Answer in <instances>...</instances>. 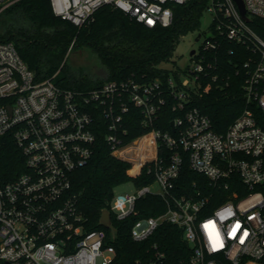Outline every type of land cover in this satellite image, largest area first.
Wrapping results in <instances>:
<instances>
[{
	"label": "built area",
	"instance_id": "obj_1",
	"mask_svg": "<svg viewBox=\"0 0 264 264\" xmlns=\"http://www.w3.org/2000/svg\"><path fill=\"white\" fill-rule=\"evenodd\" d=\"M17 1L0 0V10ZM188 1L50 4L78 26L111 4L156 27L172 23V4ZM243 1L248 18L235 0L208 1L213 34L198 33L202 39L191 62L179 80L168 77L166 88L159 79L135 75L83 90L51 78L39 81L14 42L0 40V152L12 142L23 158L15 172L0 174V264H125L118 260L113 217L135 214L138 199L148 194L161 196L166 206L132 224L131 238L145 245L135 264H264V191L255 189L264 185V0ZM226 43L232 45L228 52ZM223 53L236 56L230 58L236 73L241 65L244 106L219 131L210 114L192 102L204 87L231 84ZM166 93L181 113L171 131L153 125L167 104ZM138 111L149 129L128 138V121L135 122ZM98 132H104L111 154L131 163L133 178L145 172L153 181L134 182L135 190L113 194L110 226L89 228L70 188L73 173L95 153ZM129 147L131 154L124 152ZM185 162L205 180H194L193 190L178 195L176 181ZM164 224L181 230L184 251L170 253L153 239L164 236Z\"/></svg>",
	"mask_w": 264,
	"mask_h": 264
},
{
	"label": "trees",
	"instance_id": "obj_2",
	"mask_svg": "<svg viewBox=\"0 0 264 264\" xmlns=\"http://www.w3.org/2000/svg\"><path fill=\"white\" fill-rule=\"evenodd\" d=\"M208 1L189 0L183 4H172V23L149 27L111 4L103 5L91 19L78 26L55 14L50 0H18L0 13V40L14 42L39 81L51 78L62 86L83 90L100 86L108 79L135 75L143 81L159 79L166 88L171 74L179 80L180 72L185 70L173 59L174 53L181 37L200 31ZM71 45L72 48L82 45L90 47L105 65L107 74L95 77L86 68L77 74L72 71L65 62ZM231 46V43H226L223 50L228 52ZM230 58L236 61L235 55L222 54L224 66H231V71L226 68L224 72L225 75L231 72V84L224 82L215 86L213 83L208 89L204 87L195 93L192 102L210 114L219 131H224L244 106L241 65L237 66L239 72L236 73ZM164 62L174 63V66H163ZM165 96L167 104L160 109L153 125L171 131L172 120L181 113L173 110V98L167 93ZM138 112L135 122L128 121V138L149 129L141 123L142 113ZM98 135L95 153L86 166L73 173L70 188V195L75 197L89 228L103 227L101 214L104 208H110L109 201L115 186L129 180L137 185L153 181V177L145 172L133 178L129 174L131 163L111 154L104 132H98ZM133 149L129 147L124 152L131 154ZM22 161V155L14 144H7L0 152V174L15 172L17 164ZM194 180L201 182L205 178L199 172L192 171L185 162L176 181V193L181 195L184 191L193 190ZM255 189L264 191V185H258ZM211 190H214V194L218 191L214 187ZM165 206L166 202L161 196L148 194L138 199L135 214L124 220L113 217L120 262L135 264L144 249L143 243L134 241L130 236L134 221L143 215L157 214ZM162 228L164 236L153 239L158 238L170 253L184 251L186 243L182 240L181 230L168 224Z\"/></svg>",
	"mask_w": 264,
	"mask_h": 264
},
{
	"label": "rangeland",
	"instance_id": "obj_3",
	"mask_svg": "<svg viewBox=\"0 0 264 264\" xmlns=\"http://www.w3.org/2000/svg\"><path fill=\"white\" fill-rule=\"evenodd\" d=\"M5 9V8H4ZM3 9V10H4ZM0 10V13L3 12ZM211 19L212 16L207 11L205 12L202 22H201V29L200 31H196L193 33H188L185 36L181 37L173 59L178 63V65L185 66L187 63L191 62L190 57V50L192 48H198L201 42V39L207 36H211L213 31L211 29ZM201 32L202 38L196 40L197 34ZM65 62L68 64L69 67L72 68L76 74L81 69L86 68V70L95 77H102L107 74L105 65L100 61L97 55L92 51V49L86 45L82 46H75L67 53L65 57ZM174 63L171 62H164L163 66H167L172 68ZM136 185L133 180H129L127 182H123L118 184L117 187H114V194H120L124 192H130L135 190Z\"/></svg>",
	"mask_w": 264,
	"mask_h": 264
},
{
	"label": "water",
	"instance_id": "obj_4",
	"mask_svg": "<svg viewBox=\"0 0 264 264\" xmlns=\"http://www.w3.org/2000/svg\"><path fill=\"white\" fill-rule=\"evenodd\" d=\"M242 12V14L244 15V17L248 18L246 15V8H245V4L243 0H235ZM199 39V34L198 36H196V40ZM195 52V49L192 48L190 50V54H193ZM100 222L101 224H103L104 226H110L112 219H111V213L107 208H104L101 214V218H100Z\"/></svg>",
	"mask_w": 264,
	"mask_h": 264
}]
</instances>
